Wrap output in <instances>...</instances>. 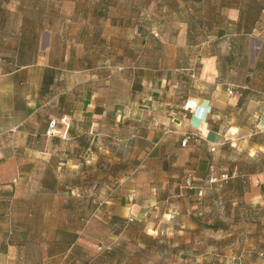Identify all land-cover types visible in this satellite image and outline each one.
<instances>
[{"label": "crops", "instance_id": "0c3cea01", "mask_svg": "<svg viewBox=\"0 0 264 264\" xmlns=\"http://www.w3.org/2000/svg\"><path fill=\"white\" fill-rule=\"evenodd\" d=\"M57 1L47 3L58 10ZM63 1L68 8L47 16L34 2L36 14L19 15L12 50L0 53V264H25L23 241L11 234L25 215L19 185L31 150L26 141L52 127L79 136L81 122L100 152L122 144L136 162L145 153L138 178L120 197V217L161 209L184 227L194 208L188 198L200 195L212 166L230 172L231 201L264 198V0L253 7L225 0V26L213 20L204 36L188 26L157 43L123 15H106L112 5L103 0L95 15L81 10L87 0ZM188 176L196 190L186 187Z\"/></svg>", "mask_w": 264, "mask_h": 264}, {"label": "rangeland", "instance_id": "374dc122", "mask_svg": "<svg viewBox=\"0 0 264 264\" xmlns=\"http://www.w3.org/2000/svg\"><path fill=\"white\" fill-rule=\"evenodd\" d=\"M18 1L0 0V17L6 21L0 24V53L12 50L11 29L21 13L36 14L34 2L38 15H53L67 7L63 0L57 1L58 10L48 0H24L26 7L19 8ZM100 1L87 0L81 10L95 15ZM104 1L112 5L106 15H123L133 28L152 33L155 43L159 37L174 40L188 26L201 36L203 27L214 24L213 20L226 24L225 0ZM245 1L255 6L254 0ZM107 31L116 34L106 25ZM117 44L122 45L120 39ZM78 98L75 92L81 107ZM62 106L58 105L59 115ZM85 127L78 122L79 136L52 127L27 138L31 150L26 152L19 185L23 193L19 207L25 215L19 216L18 233L11 234L23 241L19 249L25 264L40 260L42 264H264V198L231 201L226 193L230 179L222 184L210 182L214 174L230 175L224 165L208 171L197 187L201 195L188 198V206L194 208L186 215L184 227L161 209L141 219L120 217L115 214L121 207L120 197L138 178L145 153H137L136 162L131 161L136 153L122 144L100 152L91 146L93 135L85 134ZM180 206L177 201L175 207Z\"/></svg>", "mask_w": 264, "mask_h": 264}, {"label": "built area", "instance_id": "2783aa9c", "mask_svg": "<svg viewBox=\"0 0 264 264\" xmlns=\"http://www.w3.org/2000/svg\"><path fill=\"white\" fill-rule=\"evenodd\" d=\"M228 92L230 94H234L235 92H237L234 88V86H229L228 87ZM189 138H186L183 140L182 144L183 145H186V143L188 142ZM211 151H215L216 148L213 146L210 148ZM215 167H211V170H214ZM230 179V175L229 173H221L219 175H213L210 179V182L211 183H215V184H222L224 182H228V180ZM186 187L189 188V189H194L195 188V185H194V181H193V178L191 176H188L186 178ZM202 194V191L200 190V195ZM130 220H132V218H130Z\"/></svg>", "mask_w": 264, "mask_h": 264}]
</instances>
